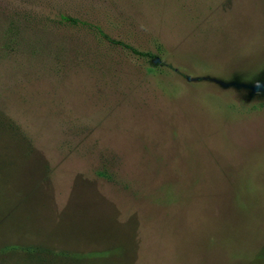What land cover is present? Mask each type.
<instances>
[{"label": "rangeland", "instance_id": "374dc122", "mask_svg": "<svg viewBox=\"0 0 264 264\" xmlns=\"http://www.w3.org/2000/svg\"><path fill=\"white\" fill-rule=\"evenodd\" d=\"M0 112V264H264V0H0Z\"/></svg>", "mask_w": 264, "mask_h": 264}, {"label": "trees", "instance_id": "16d2710c", "mask_svg": "<svg viewBox=\"0 0 264 264\" xmlns=\"http://www.w3.org/2000/svg\"><path fill=\"white\" fill-rule=\"evenodd\" d=\"M62 19L65 20V21H68V22H70V21H71V22H74V23H77V22H78L76 19H74V18H72V17H69V16H67V15H63V16H62ZM12 29H13V28H12L11 26L8 27V31H9V32H11ZM4 36H5L6 39H8V38L10 39V37H9L7 34H4ZM105 36H106V38L110 39L109 37H107V35H105ZM110 41H112V39H110ZM15 44H17V42H16ZM3 46H4V47H5V46H6V47H9L10 44L7 42V43H4ZM126 46H127V45H126ZM5 120H6V119L4 118V115L2 114V112H0V123H4V124L6 125ZM29 248H31V247H29Z\"/></svg>", "mask_w": 264, "mask_h": 264}]
</instances>
